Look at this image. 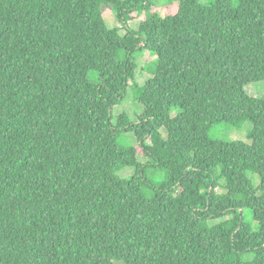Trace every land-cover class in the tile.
I'll list each match as a JSON object with an SVG mask.
<instances>
[{"label":"trees","instance_id":"obj_1","mask_svg":"<svg viewBox=\"0 0 264 264\" xmlns=\"http://www.w3.org/2000/svg\"><path fill=\"white\" fill-rule=\"evenodd\" d=\"M176 5L0 0V264H264V0Z\"/></svg>","mask_w":264,"mask_h":264},{"label":"rangeland","instance_id":"obj_2","mask_svg":"<svg viewBox=\"0 0 264 264\" xmlns=\"http://www.w3.org/2000/svg\"><path fill=\"white\" fill-rule=\"evenodd\" d=\"M155 5H157V10L159 14L162 17H165L167 14H175L177 13V8L178 6H173L172 8L169 7V2L170 0H152ZM210 1L214 0H202L204 4L209 3ZM144 16L141 18H138L137 20L131 21L129 23V26L131 28L137 29L139 26L140 20L143 19ZM104 19L107 23V25L110 28L114 27H120V24L117 21L116 18V13L113 12L111 9H105L104 10ZM122 34H125V31L122 30ZM157 64V56L154 54H151L149 52H145L138 58V69H137V74H136V80L137 83L140 85H144L149 79L153 77V70L155 69V66ZM247 92L256 98H262L264 97V81L259 82V83H253L250 86L246 88ZM144 112V108L142 105L139 104L138 101L135 100L134 94L132 93L131 90H129L128 95L124 103L121 105H118L114 109V113L116 116H119L122 113H126L131 121H135L139 115H141ZM179 113L178 110L174 111L172 113V116H176ZM253 130V124L251 122H245L244 125L242 126L241 129L232 127L229 124H221L215 127L211 132H210V137L213 140L216 141H222V142H245L247 144H250L251 141L248 137V135L252 132ZM162 134L164 138L166 137V131L163 130ZM122 144H136V139L134 135H128L125 136V138L122 139L121 141ZM141 162L145 163L146 159L141 158ZM134 169L133 168H125L122 170L119 175L121 177H129L133 175ZM164 174H157L156 178L158 181H163L164 180ZM250 177L254 180L255 185L259 184V179L255 177V175H250ZM219 192H224L223 188L219 189ZM245 217L246 221L248 223H252L254 226V229L257 230V225L253 223V219L251 216V213L246 210L245 211ZM219 221H215V223H218ZM121 264V263H119Z\"/></svg>","mask_w":264,"mask_h":264}]
</instances>
